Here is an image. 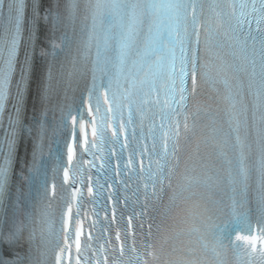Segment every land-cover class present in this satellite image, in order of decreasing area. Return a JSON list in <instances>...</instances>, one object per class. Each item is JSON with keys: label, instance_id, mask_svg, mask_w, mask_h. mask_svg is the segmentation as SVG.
Returning <instances> with one entry per match:
<instances>
[{"label": "snow or ice", "instance_id": "obj_1", "mask_svg": "<svg viewBox=\"0 0 264 264\" xmlns=\"http://www.w3.org/2000/svg\"><path fill=\"white\" fill-rule=\"evenodd\" d=\"M0 264H264V0H0Z\"/></svg>", "mask_w": 264, "mask_h": 264}]
</instances>
